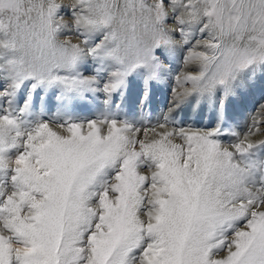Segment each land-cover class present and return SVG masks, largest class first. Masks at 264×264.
I'll list each match as a JSON object with an SVG mask.
<instances>
[{
	"label": "snow or ice",
	"instance_id": "obj_1",
	"mask_svg": "<svg viewBox=\"0 0 264 264\" xmlns=\"http://www.w3.org/2000/svg\"><path fill=\"white\" fill-rule=\"evenodd\" d=\"M178 48L173 106L215 102V127L113 111ZM257 74L264 0H0V264H264V105L243 133L225 115Z\"/></svg>",
	"mask_w": 264,
	"mask_h": 264
},
{
	"label": "rangeland",
	"instance_id": "obj_2",
	"mask_svg": "<svg viewBox=\"0 0 264 264\" xmlns=\"http://www.w3.org/2000/svg\"><path fill=\"white\" fill-rule=\"evenodd\" d=\"M65 5H70L73 0H60ZM65 20H69L65 13ZM161 59L165 62V75L160 81H153L146 86L143 77L139 74L129 77L126 87L114 96L113 111H117L121 117L129 119L143 118L145 122L155 121L163 115L173 117L177 124H183L196 129H208L215 127L218 122V111L215 102L202 100L197 102L195 98H188L179 107H174V88H179L176 76L182 75L184 65L180 58L182 51L178 48L174 55L168 56L163 51ZM185 87H191L186 84ZM182 90V89H180ZM56 101L50 98L47 111L44 114L46 120L56 119ZM264 105V80L259 74L254 79L242 83L237 92L225 102V115L228 126L238 128L243 133L253 114H258L260 106ZM103 93L95 99L90 98L89 103L78 104L73 112L74 118L78 120L94 119L104 111ZM54 130L60 131L58 125L50 124ZM227 128L225 131L227 132ZM225 143L235 138L231 135L222 137ZM251 139L257 143L264 141V135H256Z\"/></svg>",
	"mask_w": 264,
	"mask_h": 264
}]
</instances>
